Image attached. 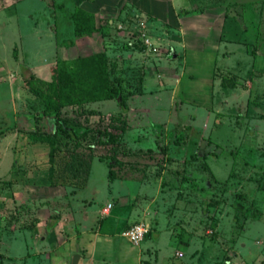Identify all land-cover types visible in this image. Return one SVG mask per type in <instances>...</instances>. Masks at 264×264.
<instances>
[{
	"label": "rangeland",
	"instance_id": "rangeland-1",
	"mask_svg": "<svg viewBox=\"0 0 264 264\" xmlns=\"http://www.w3.org/2000/svg\"><path fill=\"white\" fill-rule=\"evenodd\" d=\"M212 1L232 2L234 43L220 11L188 29L160 5L154 22L120 21L75 0H0V264H264V0L195 2ZM79 8L90 34L74 33ZM101 50L114 94L92 99L80 59ZM48 99L88 129L79 146L30 136Z\"/></svg>",
	"mask_w": 264,
	"mask_h": 264
},
{
	"label": "trees",
	"instance_id": "trees-1",
	"mask_svg": "<svg viewBox=\"0 0 264 264\" xmlns=\"http://www.w3.org/2000/svg\"><path fill=\"white\" fill-rule=\"evenodd\" d=\"M76 10V9H75ZM70 14L73 30L76 36L85 34H90L91 27L88 24L87 17L82 13V11L77 9ZM106 27H101V33L105 34ZM81 64H84V73L87 78L88 88L86 93L92 98H107L114 94L112 86L109 85L107 73H106V55L103 50L97 54H90L84 56L80 59ZM65 80V79H64ZM59 94V92L57 93ZM47 97V96H46ZM51 99L47 100V105L44 110L41 112L29 114L31 121V133L30 136L33 139L45 141L52 148L57 147V144L60 143V136L62 135L66 140L63 144L70 143L73 146L77 147L80 145V140L84 135L88 133V129L85 126H80L79 124L72 123L66 118L58 116L56 109L50 107ZM40 118H45L49 123L50 130H38L35 126L36 120ZM96 143H111L115 141V137L108 133H102L101 131H96V134L90 136ZM88 145L87 147H90Z\"/></svg>",
	"mask_w": 264,
	"mask_h": 264
},
{
	"label": "crops",
	"instance_id": "crops-1",
	"mask_svg": "<svg viewBox=\"0 0 264 264\" xmlns=\"http://www.w3.org/2000/svg\"><path fill=\"white\" fill-rule=\"evenodd\" d=\"M118 1L120 0H75V2L78 4L85 3L86 6H88L90 9L92 6V11H95L96 13L108 16L110 19H119L120 21L127 20L129 13L133 14L135 12H140L142 15H145L146 19H150L154 22V20L159 19V17L154 15V8L160 5V8L163 12V18L161 19L164 22H168L166 18L170 17V19H175L174 24H176V26H179L180 19H183L181 24L184 28L187 27L188 29H190L192 24H194V20L196 19L197 15H199L198 13H200L199 11L201 9L205 12H207V10L212 11L211 13H213L214 11H220V14L217 15V18L214 16L215 18L213 19V21L218 25V29L226 33L224 37L225 40H223V42L234 43L233 41H230V39L226 38L232 36V28L235 26L234 23L236 22V20L228 12L230 9V5L232 4L231 1H226L227 3L218 4H213L212 1L211 4L205 6L204 8L199 4L197 5V2H195L197 0H124V2L122 0L123 4L121 3L120 5L116 3ZM203 11H201V14L203 15L202 17L205 18L206 14H203ZM213 21H211L210 24H213ZM186 33L187 34L185 35V37L183 39L181 38L180 40H183L187 49H191L192 40L188 36L190 35V33L188 31ZM259 69L264 73V66L262 65V63L259 64ZM78 261L80 263V256Z\"/></svg>",
	"mask_w": 264,
	"mask_h": 264
},
{
	"label": "built area",
	"instance_id": "built-area-1",
	"mask_svg": "<svg viewBox=\"0 0 264 264\" xmlns=\"http://www.w3.org/2000/svg\"><path fill=\"white\" fill-rule=\"evenodd\" d=\"M142 43L146 45L147 48H150V42L147 37L142 38ZM154 50V48H153ZM110 204L104 208V212H107ZM147 226L143 222H134L123 231V235L127 239V241L133 245H138L140 241L143 239V236L146 232Z\"/></svg>",
	"mask_w": 264,
	"mask_h": 264
},
{
	"label": "water",
	"instance_id": "water-1",
	"mask_svg": "<svg viewBox=\"0 0 264 264\" xmlns=\"http://www.w3.org/2000/svg\"><path fill=\"white\" fill-rule=\"evenodd\" d=\"M79 260V254H72L70 258V264H77Z\"/></svg>",
	"mask_w": 264,
	"mask_h": 264
}]
</instances>
